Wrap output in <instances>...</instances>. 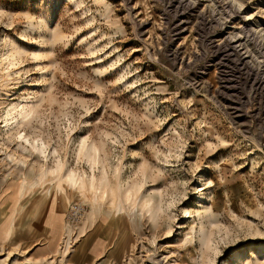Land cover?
<instances>
[{
    "label": "rangeland",
    "instance_id": "374dc122",
    "mask_svg": "<svg viewBox=\"0 0 264 264\" xmlns=\"http://www.w3.org/2000/svg\"><path fill=\"white\" fill-rule=\"evenodd\" d=\"M0 264H264V0H0Z\"/></svg>",
    "mask_w": 264,
    "mask_h": 264
},
{
    "label": "built area",
    "instance_id": "2783aa9c",
    "mask_svg": "<svg viewBox=\"0 0 264 264\" xmlns=\"http://www.w3.org/2000/svg\"><path fill=\"white\" fill-rule=\"evenodd\" d=\"M83 208L78 205L74 204L73 206L70 207L69 213H68V220L70 222H76L79 217L82 215Z\"/></svg>",
    "mask_w": 264,
    "mask_h": 264
},
{
    "label": "bare ground",
    "instance_id": "6f19581e",
    "mask_svg": "<svg viewBox=\"0 0 264 264\" xmlns=\"http://www.w3.org/2000/svg\"><path fill=\"white\" fill-rule=\"evenodd\" d=\"M13 55V54H12ZM10 57V56H9ZM6 60V59H5ZM9 60H10V58H9ZM9 66H11V65H9ZM19 110V112H20V115H22V114H25L26 113V111H27V105L25 104V102H22L21 104H17V106H13V107H11V109H9L10 111H9V113H11V112H15L16 110ZM16 113V112H15ZM71 180V179H70ZM93 188L92 189H95V187H94V185L92 186Z\"/></svg>",
    "mask_w": 264,
    "mask_h": 264
},
{
    "label": "crops",
    "instance_id": "0c3cea01",
    "mask_svg": "<svg viewBox=\"0 0 264 264\" xmlns=\"http://www.w3.org/2000/svg\"><path fill=\"white\" fill-rule=\"evenodd\" d=\"M48 223H49V221H48ZM54 236V235H53ZM55 239L56 238H53L52 237V239H51V241H54V242H52V243H54L55 244ZM46 252H45V248H39V250H37V254H39V255H42V254H45Z\"/></svg>",
    "mask_w": 264,
    "mask_h": 264
}]
</instances>
